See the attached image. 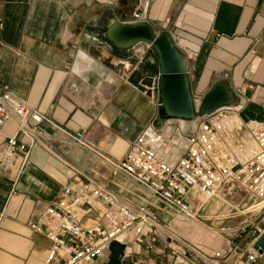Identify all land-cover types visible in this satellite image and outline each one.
Returning a JSON list of instances; mask_svg holds the SVG:
<instances>
[{"label":"crops","instance_id":"obj_1","mask_svg":"<svg viewBox=\"0 0 264 264\" xmlns=\"http://www.w3.org/2000/svg\"><path fill=\"white\" fill-rule=\"evenodd\" d=\"M134 11L156 35L168 32L185 55L197 103L215 81L226 80L237 95L250 93L238 106L252 101L264 107V0H0V85L48 117L40 132L51 149L34 145L19 175L16 166L0 168V264H44L48 242L30 224L65 185L82 180L79 173L135 205L147 201L144 189L113 175L100 155L122 158L154 116L157 157L173 163L183 153L184 134L196 119L163 120L159 102L137 82L156 73L149 45L119 47L107 36L115 21L134 22ZM16 126L12 119L5 122L0 147ZM59 127L84 131L92 149L73 143ZM261 222L254 238L247 234L238 241L245 232L241 227L212 250L221 253L213 263L264 264V251L253 249L264 231V218ZM248 253L254 261L247 260ZM131 258L196 264L173 255L159 240L152 251L133 249Z\"/></svg>","mask_w":264,"mask_h":264},{"label":"built area","instance_id":"obj_2","mask_svg":"<svg viewBox=\"0 0 264 264\" xmlns=\"http://www.w3.org/2000/svg\"><path fill=\"white\" fill-rule=\"evenodd\" d=\"M132 14L134 22L143 21L139 11ZM1 29L0 17V48ZM144 87L145 92L153 89ZM241 109L238 105L222 106L198 117L193 130L184 137L183 153L173 163L157 157L156 116L122 158L100 156L113 175L130 179L164 209L184 219H198V212L204 210V202L196 204L198 195L215 197L224 185H228L226 193H230L236 184L259 201L250 209L261 211L264 210V121L244 122L239 116ZM234 115L238 121H232ZM9 119L17 126L0 147V168L16 166L19 175L34 145L51 151L40 132V125L49 119L0 85V134ZM58 129L78 146L92 149L84 131L69 133ZM248 146L249 154L244 157L242 153ZM79 175L82 180L65 185L57 199L45 207L39 221L30 224L32 231L42 234L48 242L44 264H105L106 253L114 243L122 245L123 255L131 264H147L145 258H131L132 250L152 251L162 237L178 243L179 249L169 246L173 255H183L196 264H214L213 259L221 257L219 251L207 254L172 232L166 223L160 222L157 209L147 201L135 205L106 185ZM128 247L132 249L130 252ZM247 260L254 261L255 255L248 253Z\"/></svg>","mask_w":264,"mask_h":264},{"label":"water","instance_id":"obj_3","mask_svg":"<svg viewBox=\"0 0 264 264\" xmlns=\"http://www.w3.org/2000/svg\"><path fill=\"white\" fill-rule=\"evenodd\" d=\"M106 33L112 43L119 47H131L138 42L149 45L156 73L139 76L137 82L140 81L142 86L153 88L152 91L147 89L146 96L159 102L158 109L163 111V120L168 118L195 120L219 107L238 105L241 99L250 98L249 92L243 93L242 96L237 95L226 80H217L197 103L192 95L185 55L168 32L163 31L156 35L153 25L147 21L130 23L115 21ZM241 108L239 116L244 122L264 121V107L247 101ZM253 249L258 253L264 251V231L254 242ZM110 250L111 256L105 264H131L130 261L123 263L120 260L119 256L122 252L120 243H114Z\"/></svg>","mask_w":264,"mask_h":264},{"label":"rangeland","instance_id":"obj_4","mask_svg":"<svg viewBox=\"0 0 264 264\" xmlns=\"http://www.w3.org/2000/svg\"><path fill=\"white\" fill-rule=\"evenodd\" d=\"M156 121L157 120L154 121L155 130L158 126ZM191 121L193 120H189V122ZM192 124L193 123H191V125ZM195 125L196 122L193 126H190L189 131L184 135L186 136L189 134ZM249 151L246 152L244 150L245 153H242V155L245 157L249 154ZM227 187L228 185L221 187L215 197L208 198L203 195H198L196 204L200 201L204 202L205 208L203 211L198 212V219L193 220L184 219L167 211L147 192L146 200L152 201L156 205L159 211L160 222L162 224L166 223L172 232L174 231L176 235L197 245L202 251L213 253L214 251L212 250L223 247L226 240L230 241L232 238H235L236 230L241 227L245 228V232L238 237V241L247 236V234L250 235V238H254L259 235V231L262 230L261 225L263 222L261 221H263L264 218V210L258 211L250 209L253 207L252 204L259 201L253 197H249V195L237 187L236 184L233 186L230 193H226ZM159 241L163 247H168L170 251V247L179 249V245L176 241H167L164 237L160 238ZM234 243L237 244L238 242L234 240ZM109 258L110 257H108L107 260H109Z\"/></svg>","mask_w":264,"mask_h":264},{"label":"flooded vegetation","instance_id":"obj_5","mask_svg":"<svg viewBox=\"0 0 264 264\" xmlns=\"http://www.w3.org/2000/svg\"><path fill=\"white\" fill-rule=\"evenodd\" d=\"M123 253V248H122V252H121V254H120V260L124 263V262H129V259L125 256V255H123L122 254ZM110 255H111V250H109V254L108 253H106V258H108V257H110Z\"/></svg>","mask_w":264,"mask_h":264},{"label":"bare ground","instance_id":"obj_6","mask_svg":"<svg viewBox=\"0 0 264 264\" xmlns=\"http://www.w3.org/2000/svg\"><path fill=\"white\" fill-rule=\"evenodd\" d=\"M236 120H239V119L237 118L236 115H234L233 118H232V121H236ZM246 149L247 150H245V151L248 152L250 150V146H248ZM252 206H254V204H252Z\"/></svg>","mask_w":264,"mask_h":264}]
</instances>
